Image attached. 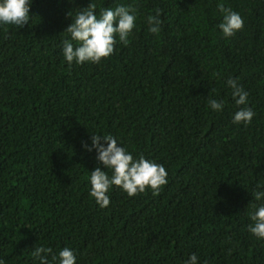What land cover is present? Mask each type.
<instances>
[{
  "label": "trees",
  "instance_id": "trees-1",
  "mask_svg": "<svg viewBox=\"0 0 264 264\" xmlns=\"http://www.w3.org/2000/svg\"><path fill=\"white\" fill-rule=\"evenodd\" d=\"M89 2L32 0L24 27H0V259L40 264L35 246L76 251L75 264H264L247 226L264 191V0H223L243 27L224 37L219 0H135L137 26L98 64L69 65L63 39ZM161 12L159 34L145 18ZM70 13V15H69ZM237 78L255 115L226 81ZM223 99L214 112L208 101ZM111 134L165 166L167 184L101 208L89 195L91 136ZM51 259V254H49Z\"/></svg>",
  "mask_w": 264,
  "mask_h": 264
},
{
  "label": "clouds",
  "instance_id": "clouds-1",
  "mask_svg": "<svg viewBox=\"0 0 264 264\" xmlns=\"http://www.w3.org/2000/svg\"><path fill=\"white\" fill-rule=\"evenodd\" d=\"M31 3L32 0H0V27L27 25L32 15L29 7ZM217 9L221 19L216 27L224 37L233 36L243 27L241 14L226 7L223 0H219ZM160 16V9H156L155 14L147 15L145 22L149 32L159 34L162 24ZM71 17L72 22L64 30L68 37L62 41L64 60L69 65L73 62L77 65L98 64L113 54L117 42L125 45L129 43V37L137 26L138 6L133 0L132 3L117 4L115 7H102L97 13L96 4L89 2ZM226 83L232 90L231 97L235 104L243 106L233 113L232 122L251 123L255 112L249 106L248 92L238 83L237 78H229ZM208 103L214 112H220L225 107L223 99L212 98ZM82 146L87 151L95 149L97 161L104 166L103 169L97 166L88 176L89 195L101 208L109 205L108 193L114 186L132 197L149 189L155 194L168 182V173L163 164L143 154L134 157L119 138L111 134H92L91 144L84 143ZM257 187L264 188V185ZM253 195L256 201L264 200V191H255ZM252 207L253 211L249 214L252 223L247 226L248 231L256 238L264 239V203ZM32 255L40 264H75L77 259L76 251L68 246L56 253L51 248L35 246ZM0 264H4L2 259ZM184 264H198L197 254H189Z\"/></svg>",
  "mask_w": 264,
  "mask_h": 264
}]
</instances>
